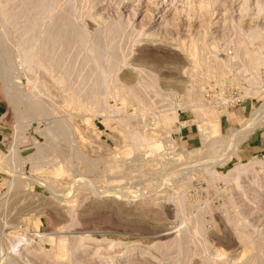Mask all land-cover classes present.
Here are the masks:
<instances>
[{"label": "rangeland", "instance_id": "1", "mask_svg": "<svg viewBox=\"0 0 264 264\" xmlns=\"http://www.w3.org/2000/svg\"><path fill=\"white\" fill-rule=\"evenodd\" d=\"M20 6L16 2L13 9ZM70 6L75 24L89 37L87 52L71 48L63 56L66 68L75 67L70 90L56 84V72L22 66L20 28L7 26L3 65H10L8 75L0 67L1 121L7 135L0 150V264H241L251 257L264 264V214H253L260 206L259 187L253 184L259 169L241 178L240 189L224 176L239 164L264 158V153L245 158L243 138L229 141L231 129L241 130L264 104V92L244 96L250 73L242 72L244 57L230 47L237 28L244 37L262 33L264 43V0H58L42 36ZM162 15L167 22L159 23ZM193 42L209 47L206 58L234 60L216 78L201 75L206 83L200 81V89L203 100L214 106L228 95L226 90L240 93L247 111L240 123H226L222 116L227 112L220 109L201 117L183 105L193 78L181 44ZM95 44H104L93 55L98 68L113 71L111 88L101 91L93 86L95 67L83 63ZM86 85L90 89L85 91ZM133 86L141 94L133 95ZM80 87L82 95L95 96L83 97L81 109L69 104V95ZM18 99L21 105L38 104L47 115H23ZM168 108L178 114L179 123L165 127L160 115ZM237 110L242 111L239 106L228 111L230 119ZM214 127L219 134H211ZM136 130L154 135L155 142L134 145ZM201 132L210 136L207 145ZM210 170L219 178L212 179ZM14 172L24 176L14 178ZM239 228L251 230L247 257ZM65 248L68 256L62 253Z\"/></svg>", "mask_w": 264, "mask_h": 264}, {"label": "bare ground", "instance_id": "2", "mask_svg": "<svg viewBox=\"0 0 264 264\" xmlns=\"http://www.w3.org/2000/svg\"><path fill=\"white\" fill-rule=\"evenodd\" d=\"M57 1L58 0H3V1H0V67L3 70V73L5 72V75L7 73H9L10 65H8V63H7L8 66L3 65L4 60H5V59H3L4 53H5L4 44H5V40H6V36H7V26L8 25H13L15 27V29H19L20 28V31H19L20 41L18 42L17 47H18V52L20 53V56H21V62L20 63L22 64V66L26 67L29 70H31V69H36V70L37 69H44V70L50 72L51 75H53L56 72L58 75H60L59 77H57L56 84H58L59 86H65L66 90L67 89L70 90L72 88L71 85L75 81L71 82V80H72L71 77H73L74 74L76 75V73H72L73 72L72 70H74L75 67L72 68V66H73L72 65L69 68H66L65 65H67V63L64 64V60L65 59L64 60H62V59H63V56L66 55L67 49L77 48V49H80L81 51L85 50L87 52V41H88L89 37H88V32L86 31V29L82 28V26H77L75 24L74 14H73V11L71 10L72 9L71 6L69 8H66L64 10V12L61 13V15L57 17V19L55 20V23L53 21V23H54V24L52 23L53 25L48 26V28L44 31V35L42 36L43 28H44V21L46 19H49L50 14L53 12L55 4L57 3ZM16 2H21V6L18 7V9H13L14 5L16 4ZM166 18H167L166 16L162 15L161 21L159 23L167 22ZM234 37L235 38H233L232 41L230 42L231 43L230 47H232L233 50L236 51L238 54L241 53L243 55V57H244L245 65L243 67L242 72H249L250 73V76L248 75L249 78L245 79V80H247L250 88L244 89V92H245L244 96L252 95L254 97H257L258 95H260L261 92H264V79H263V77L261 75V70L264 69V52H263V48H264L263 44L264 43L262 44V33H260V32H258V33L247 32L245 37H244L243 30L241 28H237L236 31H235V36ZM97 38H98V36H97ZM236 38H237V40H236ZM258 40H260V41H258ZM102 46L104 47V44ZM101 47L99 45L95 44L93 46L92 50H90V54H92V56L87 55L86 58L83 60V63H84L85 67L87 65H89V64H91L92 68L95 67L96 70L94 69L95 70L94 73L96 74V76H95V79L93 81V86H95L100 91H101V89L106 88V87H108L110 85L111 78H112L110 73L113 72V71L112 72L107 71L104 68L103 69H99L98 68L99 67L98 66V61L93 57V55L98 52L97 49H99V51L102 50L103 48L101 49ZM108 47H109V45H108ZM230 47L229 48L227 47L226 50L227 51L231 50ZM207 48L209 49V47H206L205 45H203L201 47L199 45H194V42H193V45H192V43H190V44L182 43L181 44V49H182L183 53H185L190 58V61H191L190 63H192L189 74L191 75V78H193V81H191V84L189 85V88L186 89V94L188 96V101L186 103H184L183 105H186L185 106L186 108L189 106V107H191V109L197 110L196 111L197 114L199 116H201V117H203V116L204 117H208L209 115H215L218 112L216 110V108H214L213 106H210L209 104H207L205 102V100H203L204 95H202L203 92L201 93L202 89H200V87L203 85L202 82H203L204 79H202L201 75L202 76L206 75L207 77H205V79H208L210 77L211 78H216L219 74H221V73L223 74L224 73L225 70L222 72V68H225L227 66L229 67L232 64V62L234 61V60H232V62H231L229 57L228 58L225 57V59H223V60H218V57L216 55L209 56V58H206V57H204L205 56L204 54H205L206 51H207V55H209ZM60 50H61V53L58 54ZM83 51H82V53H83ZM70 53H72V52H70ZM235 56H236V54H235ZM75 58H76V56H75ZM69 59L70 58H68V56H67V61ZM235 60L239 61L238 58L235 59ZM80 62L82 63V61H80ZM71 63H73L72 60H71ZM71 63H70V65H71ZM1 68H0V70H1ZM86 68H84V70ZM2 70H1V72H2ZM83 72H86V71H83ZM199 72H201V73H199ZM240 72H241V70H240ZM57 74H55V76H57ZM144 74H146V73H144ZM82 76L84 77V75H82ZM86 77H87V75H86ZM89 77L92 78V76H89ZM113 77H114L113 80H115V76H113ZM74 78H77V77L74 76ZM91 78H90V80H91ZM78 80H76V81H78ZM86 81H87L86 78L85 79L82 78V81H81L82 85L86 84ZM200 81H202V82H200ZM154 83H155V81H154ZM203 83L205 84L206 82H203ZM76 84H78V83L76 82ZM148 84H149V82H148ZM111 85H110V88H111ZM122 85H123V83H122ZM150 85L152 87H154V84H153L152 81L150 82ZM15 86H16L15 87L16 89H17V87H19L17 85H15ZM116 86H118V85H116ZM11 87L13 88V86H11ZM86 88L88 90L90 89L86 85L85 91L87 90ZM110 88H109V90H110ZM121 88L122 89H120L118 87V89H120L121 91L123 90V92H124L123 86ZM126 88H128V86ZM206 88H207V86H206ZM94 89H93V91H95ZM139 89H141V88L139 87ZM251 89H252V94H249L250 93L249 90H251ZM80 90H82L81 87L78 88V90L76 88V90H74L76 92L73 91L72 94L69 95L70 96L69 97V104H70V102L71 103H76V106L78 105V107H80V109H81L82 107H84V104H83V101H82L83 97H84V100L86 101L87 99L91 100V98H95V96H91L90 97V94L89 95H85L84 94L85 95L84 96V95L81 94L82 92L80 93ZM12 91L13 90H11L10 92H12ZM125 91L128 92L129 90L127 91V89H125ZM130 91L132 92L133 95H136V96H138L139 93H140L139 90L137 91L136 87H134V86H133V88H130ZM130 91H129V93H130ZM136 92L138 93V95L136 94ZM157 92H158V90H157ZM94 93L95 92H93V94ZM98 94H99V92L96 95H98ZM21 95H23V94H21ZM263 95H264V93H263ZM142 96H144V95H142ZM131 97H133V96H131ZM172 97H173V95H172ZM98 99H100V98H98ZM26 100H27V98H26ZM132 100L133 99H131V101ZM22 102H23V100H22ZM17 103H18L17 105L19 106L20 112L23 115H25V116H31V117L32 116L33 117L34 116H38L39 117V116H42V115L43 116L47 115V112H45V110H43L42 107H40L36 103H33V104L25 106L24 104L23 105L20 104L19 99H18ZM48 105H50V104H48ZM99 105H102V104H99ZM139 106H140V104H139ZM102 107L104 108V106H102ZM52 112H54V111H52ZM192 112H193V110H192ZM38 117H37V119H38ZM160 118H161V121H162L163 125H166L165 127L173 126V125H176L177 123H179L178 114L176 112L172 111L171 109H169L168 111L163 112L160 115ZM57 121L54 123V125L55 124L60 125L63 122L62 121L60 124H58ZM263 121H264V104L258 110H256L255 112L251 113L250 118L248 119V121L246 122V124L243 126V128L241 130H236L234 128L231 129L232 132H231L230 140H229L230 143H234V141H241V138H243V140H244L247 137V135H249L253 130L259 128ZM52 124H53V122H52ZM61 125L64 126L63 124H61ZM65 126H67V125L65 124ZM49 128H51L50 125H49ZM54 129L58 130V129H60V126H59V128L56 127ZM50 130H52V129H50ZM63 137H64V135H63ZM201 137H202V140H203V144L207 145V143L210 141L209 140L210 136H209L208 132H201ZM131 138H132V142L136 146L141 145L143 143L152 144V143L155 142L154 135H148L146 133H142V132L137 131V130L133 131V133L131 135ZM216 141H217V139H214V141H212V144H215ZM71 142H72V139H71ZM235 145L238 146V143L235 144ZM11 155H13L14 158L16 157L17 153H16L15 149L13 150V153ZM224 161H226V160H224ZM256 168L259 169V171H258L257 175L255 176L256 177L255 180H253V179L252 180H253V184H255L254 186L257 185L259 187V190H258L259 192H257L259 200H257L256 204H258L260 206H256L255 209L253 208V210H254L253 214L255 215V217H257L258 215L260 216L261 214H264V207H262L263 203L262 204L259 203V202H264V201H262V200H264V189H263L264 186L261 184V179L264 180V158L262 160H253V161H250L248 163L239 164L238 166L234 167L233 169L228 171L226 174H224V176L226 178V181L233 182V184L236 187V189H238V188L240 189L242 187L241 186V178H243V176L249 175V173L253 172V170L255 172L257 170ZM207 174L212 176V179L213 178L217 179L220 176L214 170H210V173H207ZM13 175H14V178L15 177L18 178V177H23L24 176L23 173H19V172H14ZM13 184H14V182L11 183V188H14ZM213 184H214V182H213ZM240 212H241V210H240ZM231 218H230V220H231ZM228 219H229V217H228ZM235 220H237V219H235ZM232 221L234 222L233 219H232ZM244 224L245 223H243V225ZM240 228H241V226H240ZM240 228H239L238 231L237 230L236 231H237V234L239 235L238 236L239 242L243 243L246 246L245 251H244V256H246L247 252L252 249L251 248L252 242H251V239H250V236L252 234H250L251 230L248 231V232H250V233H248L246 231V229H245V231H246L245 232L244 230H240ZM244 228H246V227H244ZM244 228H242V229H244ZM196 233H197V229H196ZM254 233L255 232H253V234ZM40 238H42V237H40ZM47 238H49V236ZM85 240H87V239H85ZM85 240H84V238L81 239L80 244L84 245V241ZM75 246L76 247L72 246L74 248V250L78 249V244H76ZM64 251H67L66 248L64 250H62V253H65ZM251 251H250V253H251ZM42 256L45 257V258L46 257H50V255L45 254V253H43ZM244 260H247V262H250V264H255L254 258H252V257L249 258V259H244ZM240 262H241V260H240ZM247 262L244 261L242 263H247ZM233 264H239V263L236 262V263H233Z\"/></svg>", "mask_w": 264, "mask_h": 264}, {"label": "crops", "instance_id": "3", "mask_svg": "<svg viewBox=\"0 0 264 264\" xmlns=\"http://www.w3.org/2000/svg\"><path fill=\"white\" fill-rule=\"evenodd\" d=\"M241 110L242 111L237 110L236 112L232 113V119H230L229 116H227L224 119V121L226 123H231L232 125L240 123V121L243 119V116H245L247 113L246 108L244 109L241 108ZM3 116H4V108L2 105H0V150L5 145V141L7 139L6 138L7 135L5 131L6 127L3 125L4 123H2L1 121ZM184 133H185L184 135L187 138H193L190 132L185 131ZM211 134H219V131L215 129L214 127L213 132ZM241 150H242L241 154H243L245 158L263 154L264 153V129L258 130L257 128L253 130L249 135H247V137L245 138L242 144Z\"/></svg>", "mask_w": 264, "mask_h": 264}, {"label": "built area", "instance_id": "4", "mask_svg": "<svg viewBox=\"0 0 264 264\" xmlns=\"http://www.w3.org/2000/svg\"><path fill=\"white\" fill-rule=\"evenodd\" d=\"M261 75L264 79V69L261 70ZM228 95L224 96L223 99H221L219 102H217L214 105L211 104V102H209L208 100L205 99V102L207 104H209L210 106H213L214 108L217 109H220V110H223V112H227L228 111H231L232 109L236 108L237 106L241 107L242 109H244V103H245V100L243 99V96L240 95V93L236 92V91H233V89H228L225 91ZM205 98V97H204ZM212 100V99H211ZM218 111V110H217ZM219 112V111H218ZM224 114L222 116V118H226L228 115Z\"/></svg>", "mask_w": 264, "mask_h": 264}]
</instances>
